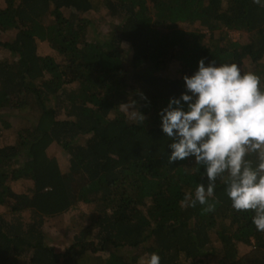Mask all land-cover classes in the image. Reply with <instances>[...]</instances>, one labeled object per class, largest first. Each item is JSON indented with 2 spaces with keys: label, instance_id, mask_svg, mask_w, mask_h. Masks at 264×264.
I'll list each match as a JSON object with an SVG mask.
<instances>
[{
  "label": "trees",
  "instance_id": "obj_1",
  "mask_svg": "<svg viewBox=\"0 0 264 264\" xmlns=\"http://www.w3.org/2000/svg\"><path fill=\"white\" fill-rule=\"evenodd\" d=\"M201 58L264 86V0H0V264H264L219 179L181 204L207 178L158 112Z\"/></svg>",
  "mask_w": 264,
  "mask_h": 264
},
{
  "label": "clouds",
  "instance_id": "obj_2",
  "mask_svg": "<svg viewBox=\"0 0 264 264\" xmlns=\"http://www.w3.org/2000/svg\"><path fill=\"white\" fill-rule=\"evenodd\" d=\"M184 91L169 97L159 110V128L170 141L171 164L191 158L194 170L207 178L186 192L184 207L206 205L223 184L236 211H251L252 224L264 232V86L253 71L237 63L201 58L191 75L182 77ZM147 99V98H145ZM139 118L145 116L139 113ZM254 155L255 159L250 156ZM202 169V171H201ZM142 264H161L157 252L145 253Z\"/></svg>",
  "mask_w": 264,
  "mask_h": 264
},
{
  "label": "rangeland",
  "instance_id": "obj_3",
  "mask_svg": "<svg viewBox=\"0 0 264 264\" xmlns=\"http://www.w3.org/2000/svg\"><path fill=\"white\" fill-rule=\"evenodd\" d=\"M103 32L105 31V29H103L102 30ZM241 33H239V32H231L230 33V38L231 39H234V40H238L239 38H245L246 36H243V37H241ZM6 37H8V35H6ZM48 52V50L47 49H44V51H43V53H47ZM173 68H174V66H173ZM11 121H13V125L16 127L17 126V120H16V118H12L11 119ZM49 153L51 154V155H55L56 156V158L59 160V162L63 165V167L65 168L66 166H67V162H66V160H65V158H64V155H63V153H61V151H59L58 150V148H57V150L56 149H54V148H52L50 151H49ZM83 209H86V207L83 205V207H82ZM5 212V211H4ZM54 221H56L57 222V219H55ZM55 223V222H54ZM61 223V222H60ZM58 224V223H57ZM59 227H60V224H58V225H54L52 228H50V232L51 233H55V232H57L58 231V229H59ZM65 246V245H64ZM64 246L61 248V249H64ZM196 262H197V258H196V260H195ZM212 263V261L210 260V259H208V260H205V261H203L202 263H199V264H211Z\"/></svg>",
  "mask_w": 264,
  "mask_h": 264
}]
</instances>
